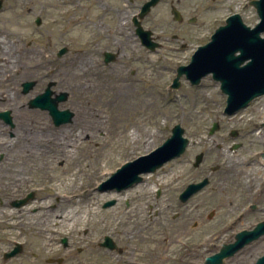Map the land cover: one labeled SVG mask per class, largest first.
Returning a JSON list of instances; mask_svg holds the SVG:
<instances>
[{
  "label": "rangeland",
  "instance_id": "1",
  "mask_svg": "<svg viewBox=\"0 0 264 264\" xmlns=\"http://www.w3.org/2000/svg\"><path fill=\"white\" fill-rule=\"evenodd\" d=\"M2 1L0 29L2 33H17L19 43L17 50L13 51L23 63L12 72L8 82L0 84V112H9L11 118V125L0 120V126L8 134L0 138V142L13 143L16 138H11L10 132L16 136L40 122L48 126L47 140L62 146H51L46 155L22 154L19 151L21 145L11 152H0L3 155L0 159V202L3 203L0 229H8L0 234V264H47L46 259L65 257L67 253H64L61 239L69 238L71 242L76 240L78 225L84 219L110 217L109 209H100L101 203L109 200L108 197L96 191L94 199L87 202L88 206H93V210L86 211L87 215L72 228H61L59 234L52 236L51 243L43 247L37 226L45 220L41 217L43 211L38 207L44 201L43 198L53 192L48 190V182L42 178L50 171L45 172L42 165L56 171L70 172L73 161H82V189L94 190L99 181L107 178L102 176L105 172H114L126 161L153 151L171 136V129L177 124L184 129V137L189 140L185 154L178 161L193 163L197 154L204 153V175L209 174L210 167L220 168L211 176L212 182L207 189L211 200L202 211L207 214L214 210L215 216L198 233L199 238L201 230L210 229L213 233L210 246L212 253H216L222 244L231 242L237 232L250 230L258 221L264 220V160L260 158V154L264 153V96L244 109H248L246 114L241 115L239 112L226 116L223 114L225 96L211 75L202 78L198 86H192L182 76L180 87L171 89L176 69L189 63L190 52H183L181 61L163 62L159 66H155L153 61L148 64L127 58L104 65L93 47L95 29H87L80 21L86 11L79 7L82 5L79 0ZM250 1L197 0L198 21L194 29L201 38L198 41L214 33L232 14H239L247 26L253 27L258 22V16L250 6ZM165 13L168 15L166 10ZM37 17L41 19L39 26L35 24ZM15 24L23 25V28H17ZM16 28L18 32H15ZM63 47L68 52L57 57ZM124 50L126 54L132 52L134 59L147 58L136 45L128 44ZM150 58L155 60L153 56ZM84 68L89 69L91 81L102 88L97 96L102 101L106 98L115 101L110 108L98 112L100 118L95 121L96 124H87L84 117L77 115L78 106L86 99L79 84ZM30 81L36 83L35 87L28 94H22L21 85ZM49 83H53L52 90L55 93L68 94L67 100L59 104V109L73 112L71 123L55 127L47 112L27 107L28 101L42 93ZM128 110L135 111L136 120L131 121L139 124V138L134 144L129 137L132 126L125 131L123 141L119 142L115 136L113 116L122 112L127 115ZM213 123H219L220 129L210 136L209 130ZM12 125L15 128L11 131ZM231 131H237L238 138H232ZM151 143L153 147L147 151ZM235 143L241 145L237 150H232ZM1 147L2 144L0 150ZM23 156L26 159L22 165ZM13 158L16 160L12 164L10 160ZM176 162H169L165 171L174 167ZM8 167L18 171L15 176L17 179H21L22 175L25 181H21L22 178L19 185L10 186L7 177L13 175L12 171L7 172ZM185 168L191 170L188 166ZM43 188V191L40 190ZM30 193H34V197L26 206L21 210L13 209V202ZM259 200L261 210L250 211V204L258 203ZM54 203L56 206L61 205ZM88 206L82 204L84 212ZM65 207L61 205V208ZM23 208H28V214H24ZM211 241L203 239L200 243L199 264L207 256L206 251L202 250L204 244ZM15 243L22 244V253L4 261V252L10 251ZM262 255L264 236L225 260V264H254Z\"/></svg>",
  "mask_w": 264,
  "mask_h": 264
},
{
  "label": "flooded vegetation",
  "instance_id": "2",
  "mask_svg": "<svg viewBox=\"0 0 264 264\" xmlns=\"http://www.w3.org/2000/svg\"><path fill=\"white\" fill-rule=\"evenodd\" d=\"M79 2L82 3L79 7L86 11L80 21L87 29H95L93 47L104 65H107L108 60L113 59L114 62L109 64H115L118 59L127 58L148 64L153 61L155 66H159L163 62L181 61L184 58L183 52H190V61L197 48L207 44L213 35L212 32L206 39L198 41L201 38L194 29L198 21L197 0ZM128 44L138 46L147 58L134 59L132 52L126 54L124 49ZM13 128L12 125L11 131ZM10 133L13 138V133ZM2 157L0 155V159ZM185 166L191 170H187ZM165 167L160 172L146 174L138 183L121 189H99L103 180L99 181L94 191H98L100 195L111 194L109 200H105L100 206L101 210L109 209L110 217L84 219L78 225L76 240H61L67 255L49 258L45 262L199 264V245L203 239L211 241L213 233L210 229L201 230L200 238L198 233L210 224L215 211L207 214L202 212L211 200L208 196L210 192H207L209 186L187 197L183 193L190 185L200 182L209 174L204 175V161L194 168L190 161L181 163L177 159L175 166L170 167L169 171H165ZM212 174L214 173L210 174V182ZM108 203L110 205L106 207ZM262 203L264 204V200ZM260 204V200L250 204V211L261 210ZM2 207L3 203L0 202V211ZM2 221L0 219V223ZM4 229H0V234L8 230ZM211 244L212 241L204 244L202 248L207 255L204 260L213 254Z\"/></svg>",
  "mask_w": 264,
  "mask_h": 264
},
{
  "label": "water",
  "instance_id": "3",
  "mask_svg": "<svg viewBox=\"0 0 264 264\" xmlns=\"http://www.w3.org/2000/svg\"><path fill=\"white\" fill-rule=\"evenodd\" d=\"M252 5L257 10L260 23L254 29H250L244 25L240 16L230 17L226 25L215 32L212 41L199 48L193 55L189 65L177 68L172 89L179 88V79L183 75L192 85H198L203 77L212 74L213 79L220 83L221 92L227 96L224 110L226 115L235 114L246 108L255 98L264 95V38L260 37V34L264 33V0L255 1ZM36 23L39 24V19ZM66 52V49H61L58 57ZM34 85L35 82L23 83L22 92L27 94ZM52 86L53 83H49L43 93L30 100L29 107L47 111L55 126L70 123L74 114L69 110L58 109L59 104L67 100L68 94L66 92L56 94L51 90ZM0 119L10 123L9 112L0 113ZM218 128L219 125L214 123L209 134L213 135ZM183 134L184 130L180 125L174 126L172 136L161 147L149 155L123 165L104 186L121 188L131 185L140 180V173L155 171L166 162L179 157L188 145V140ZM231 136L236 137V132H232ZM236 148L238 145L233 146V149ZM202 157V154L196 157L195 167L200 164ZM261 158L264 159V153L261 154ZM207 184L208 180L205 179L197 185H192L186 195L200 190ZM31 198L32 195L24 200L15 201L13 206L20 207ZM261 235H264V222L259 223L252 231L238 233L233 243L223 245L217 254L205 260V264H223V259L232 256ZM20 252L18 245L10 253L5 254L4 258L10 259ZM255 264H264V256Z\"/></svg>",
  "mask_w": 264,
  "mask_h": 264
},
{
  "label": "bare ground",
  "instance_id": "4",
  "mask_svg": "<svg viewBox=\"0 0 264 264\" xmlns=\"http://www.w3.org/2000/svg\"><path fill=\"white\" fill-rule=\"evenodd\" d=\"M14 26L17 28H23V25L20 24H15ZM17 28L14 29L15 32H18ZM11 36H13V39L9 40V37ZM17 36V33H2V30L0 29V84L8 82V79H10L13 75L12 72H15L14 70H17L23 63L22 59L14 53V51L17 50L19 43ZM81 71L82 73L80 75L79 84L86 99L78 106L79 109L77 111V115L84 117L87 124H96L95 121L100 118L98 112H102L101 110H105V108H110V106L115 104V101L112 98H106L102 101V99L97 96L102 88L94 81H91L89 69L84 68ZM247 112L248 109L246 111H241L240 114L244 115ZM136 116L137 114L135 111L131 110H128L127 115L122 112L120 115L113 116L114 130L116 132L115 136L119 142L125 139L124 134L129 126L133 127V130L129 134V137L132 140L131 142L134 144L139 138V124L136 121H131L136 120ZM39 123L33 126L32 129L13 136L16 138L13 143L0 142V144H2L0 152H11L17 145H21L22 147L19 148V151L22 152V154L38 153L39 155H46L51 146L54 148L61 147L62 144L60 145V143L57 142L50 143L47 140L48 126ZM3 128L4 127L0 126V138L8 135L6 134V130ZM34 141H36L35 145L33 144ZM151 147H153L152 143L146 148V150L148 151ZM23 159L21 160L22 162H20L22 165L26 158L23 156ZM15 160L16 159L13 158L10 161H12L13 164ZM41 167L45 170V172L50 171V174H44L42 178L44 181L48 182V190L53 192L48 195V197L43 198L44 201L41 202L38 207L39 210L43 211L41 213V217L45 220L37 226L39 241L43 247H46L51 243L52 236L59 234L61 228H72L77 221H79L82 217H85L88 212L93 210V206H88L87 202H91L94 199V194L97 193H95L96 191L92 189H82V177L84 176L82 161H73L70 172L64 170L56 171L51 167L46 168V165H42ZM8 168L7 172L9 170L12 171L11 174L13 176L8 175L7 183L10 186L19 185L20 180L24 176L20 175L21 179H17L15 176L18 174V171L12 170L10 167ZM102 176L105 175L103 174ZM21 181H25V179L23 178ZM40 190L43 191L44 188ZM104 196L110 197L111 194L107 193ZM54 202L66 205V207L61 208V205L56 206ZM82 204L88 206V208L85 209V212L82 208ZM22 210L24 214H28V208H23Z\"/></svg>",
  "mask_w": 264,
  "mask_h": 264
}]
</instances>
